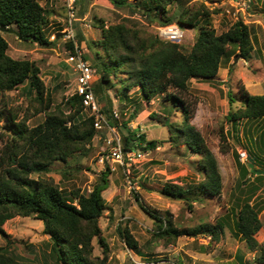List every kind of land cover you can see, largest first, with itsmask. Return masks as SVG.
I'll use <instances>...</instances> for the list:
<instances>
[{"label":"trees","instance_id":"trees-1","mask_svg":"<svg viewBox=\"0 0 264 264\" xmlns=\"http://www.w3.org/2000/svg\"><path fill=\"white\" fill-rule=\"evenodd\" d=\"M109 1L117 8H128L129 14L117 24L106 25L100 19L98 27L101 38L95 45L103 54L99 50L95 53L89 50L83 54L96 69L99 79L106 83L104 93L100 88L97 97L104 94L112 107L113 100L108 93L110 88H115V95L120 102L121 99L132 101L128 99L133 89L141 92L144 105L142 107L140 102L132 105L129 122L147 108H144L145 104L160 95L163 96V103L169 107L170 104L173 105L170 111L182 108L185 116L182 128L172 125V130L167 123V116L163 119L170 126L171 138L176 144L185 142L189 149L199 154L198 165L202 178L193 180L186 186L167 183L163 192L168 196L184 199L190 208L194 207L195 202L202 203L219 197L222 177L217 160L206 145L204 137L189 120L196 112L194 105L186 97L190 93L189 82L192 78L215 76L238 53L246 60L251 58L255 48L254 35L249 26L239 19L228 30L216 34L210 20L211 15L219 12V9H211L202 1L191 5L183 4L187 0ZM136 13H141L156 24L178 23L185 27L194 25L200 19L202 24L195 43L190 50H186L179 42L164 41L153 32L136 25L129 26V18ZM51 15L49 5H42L39 0H0V25L15 26L17 35L24 41L54 46L60 37L51 39ZM67 25L68 21L65 26ZM61 29L64 28L59 30ZM57 32L58 30L54 34ZM66 46L72 53L76 52L72 38L67 41ZM8 50L9 42L0 33V140L3 143L0 149V234H5V223L15 216H35L44 221V232L50 238V249L42 264H108V245L99 221L107 207L103 192L109 187L111 169L108 167L101 174L99 182L89 192L76 187L66 192L58 182L47 176L56 162L67 163L72 157L89 154L98 134L94 125L95 115H90L85 110L82 96L77 93L66 99V110L61 109L62 106L53 109L54 97L43 79L37 61L16 59ZM112 76L119 81L114 83ZM118 83L122 84V89L116 86ZM23 85L29 86L28 104L25 108L11 106L4 93L18 90ZM239 88L244 102L241 107L228 113L231 121L264 120V93L251 94L244 87ZM229 97L235 101L233 95ZM125 102L122 101L123 104ZM110 111L106 106L101 107V112L108 121L112 116ZM41 112L46 113L44 121L30 126L29 118ZM150 116L160 118L157 111H152ZM114 120L113 125H119ZM135 134L146 150L158 146L157 140H147L145 134ZM261 136L264 137V128L261 129ZM136 137L134 132H129L122 138L126 150L140 148ZM240 165L242 178L239 179L238 187L245 183L240 191L245 189V185H249L248 195L250 188L253 191L243 201L241 195L237 197V211L232 214L234 217L225 214L213 224L179 227L171 223L170 218L144 206L138 197L142 208L155 220L156 236L164 239L167 244H176L179 237L184 235L198 237L207 234L218 238L226 229H230L233 236L244 241L246 247L255 254L253 261L264 264V240L257 238L263 222L250 201L255 196L253 183L264 178V175L256 170L252 175L251 170ZM123 236L128 246L137 247L138 243L129 228L124 229ZM95 238L105 246L102 255L94 253ZM0 264L25 263L7 246L0 245Z\"/></svg>","mask_w":264,"mask_h":264},{"label":"rangeland","instance_id":"rangeland-1","mask_svg":"<svg viewBox=\"0 0 264 264\" xmlns=\"http://www.w3.org/2000/svg\"><path fill=\"white\" fill-rule=\"evenodd\" d=\"M39 1L52 9L51 39L60 37L54 46H41L36 42L24 41L13 32L0 33L8 40V53L12 57L37 61L43 79L54 97L53 109L62 106L61 109L66 110L64 103L76 87L74 68L67 61L71 52L66 46L67 41L73 37L74 45L80 47L83 54L89 50L94 53L101 51L95 45L101 38V30L98 27L100 19L104 20L106 25L120 23L129 14L128 8H117L109 0H77L76 17L72 20L70 28L65 26L69 18L63 0ZM199 1L211 9H219V12L211 15L210 20L216 34L228 30L233 23L241 19L254 35L255 49L249 60L238 53L240 56L235 59L234 55L224 65L226 67L220 68L215 76L194 77L189 82L190 93L186 98L194 105L196 112L189 120L204 137L206 145L216 157L222 177L221 194L202 203L195 202L193 208L182 198L166 195L163 189L167 183L186 186L193 180L202 178L198 165L199 154L189 149L185 142L176 144L171 138L172 125L182 128L185 122L183 109L175 108L176 110L170 111L173 105L170 104L169 107L163 103V96L160 95L145 104L144 108H147L129 122L132 105H135V102L142 103L141 92L133 89L128 99L132 101L121 99L120 102L115 95V88H110L108 93L113 100L112 107L104 94L97 98L100 106H106L111 110V114L114 108L121 112V118L117 120L119 125H113L115 120L112 118L113 114L110 115L109 123L113 125L114 130L121 138L129 132H134L135 137V133L145 134L147 140H157L158 146L145 150L144 158L131 166L120 167L117 171L109 173V187L103 192L107 207L99 221L102 235L108 245V264H258L253 261L255 254L246 247L244 241L233 236L230 229H226L218 238L207 234L198 237L184 235L179 237L176 244H167L164 239L156 236L155 220L142 208L140 202L142 200L144 206L170 218L171 223L179 227H193L200 223L213 224L220 216L236 214L237 197L241 195L243 201L253 191L250 188L248 195L249 185H245V189L240 191L245 183L238 187L239 179L242 178L240 164L251 170L252 175L254 170L264 175V137L261 136L264 120L241 119L232 122L228 117L229 112L243 105L240 86L251 94L264 93V0H187L183 4L191 5ZM129 19V26L136 25L156 34L155 26L158 24L150 22L141 13H136ZM201 20L192 26L185 25L184 38L176 41L183 44L186 50H190L195 43ZM60 28L64 29L59 30ZM59 32H62V35L58 36ZM67 33H71L72 37ZM112 81L116 83L119 80L112 76ZM105 84L99 79V75L95 74L92 87L96 96L101 89L104 93ZM116 86L123 88L121 83ZM28 91L29 86L23 85L18 90L5 92L4 97L11 106L25 108L30 99ZM230 95H233L235 101L230 99ZM122 101H126L125 104ZM143 105L144 102L142 107ZM152 111H157L160 118L151 117ZM45 114L41 112L32 116L28 124L36 126L44 121ZM165 116L171 129L164 122ZM109 135L108 128L98 130L87 156L72 157L67 163L58 161L47 176L58 182L66 192L74 187L86 192L91 191L93 185L99 182L101 174L108 168L106 163L100 162V157L104 152V140ZM135 140L140 143L139 149H142L144 146L141 139L136 137ZM2 146L0 140V149ZM240 149H246L247 160L240 159ZM33 176L37 177V174ZM253 186L255 196L252 194L254 197L252 196L250 201L258 210L263 222L257 234V238L263 241L264 178L256 180ZM138 197L141 200H137ZM231 210H234L233 213H230ZM126 227L138 243L135 248L126 244L123 236ZM4 230L5 234H0V245L7 246L25 264H42L50 249V238L44 232L43 220L35 216L18 215L5 223ZM93 242L94 253L102 255L105 246L98 238Z\"/></svg>","mask_w":264,"mask_h":264},{"label":"built area","instance_id":"built-area-1","mask_svg":"<svg viewBox=\"0 0 264 264\" xmlns=\"http://www.w3.org/2000/svg\"><path fill=\"white\" fill-rule=\"evenodd\" d=\"M63 2L69 18L67 26L71 28L72 20L76 17L77 0H63ZM155 28L158 37L164 41H180L185 35L184 26L178 23L158 24ZM67 34L69 37H72L71 33ZM67 61L72 64L76 74V87L74 93L82 96L85 110L90 112V115H95V127L98 130L103 128H108L110 130V135L104 140V152L101 154L100 162H102V164L106 163L111 171L114 172L120 167L131 166L134 162L144 158V150L137 148L126 150L124 148L121 136H119L108 122L106 116L101 112V106L92 87V80L95 77L96 69L83 57V53L77 45L76 52H70ZM112 114L117 120L121 118V112L117 108L113 109ZM239 153L242 161L247 160L248 153L246 149H240Z\"/></svg>","mask_w":264,"mask_h":264},{"label":"water","instance_id":"water-1","mask_svg":"<svg viewBox=\"0 0 264 264\" xmlns=\"http://www.w3.org/2000/svg\"><path fill=\"white\" fill-rule=\"evenodd\" d=\"M0 32H13V33L17 34V31L13 27H7V26H3V25H0ZM59 35H62V32H59L58 36ZM239 56H240V54H237L235 59H237Z\"/></svg>","mask_w":264,"mask_h":264},{"label":"clouds","instance_id":"clouds-1","mask_svg":"<svg viewBox=\"0 0 264 264\" xmlns=\"http://www.w3.org/2000/svg\"><path fill=\"white\" fill-rule=\"evenodd\" d=\"M155 25H156V24H155ZM56 37H58V36H56ZM114 119H115V118H114ZM116 120H117V119H116ZM108 122H109V121H108ZM128 124H129V122H128ZM110 125H111V124H110ZM112 126H113V125H112ZM142 150L145 151V150H146L145 147H142ZM111 172H112V171H111Z\"/></svg>","mask_w":264,"mask_h":264}]
</instances>
